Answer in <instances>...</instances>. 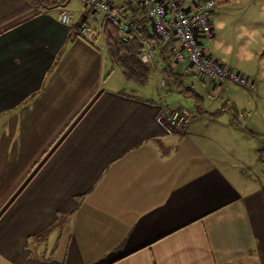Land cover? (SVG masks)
<instances>
[{"label":"crops","instance_id":"obj_1","mask_svg":"<svg viewBox=\"0 0 264 264\" xmlns=\"http://www.w3.org/2000/svg\"><path fill=\"white\" fill-rule=\"evenodd\" d=\"M71 2L0 0V264H264V186L246 180L252 162L239 165L240 153L230 161L244 135L258 161L264 135L242 126L240 118H250L244 106L201 111L191 99L189 120L168 131L158 123L161 110L185 108L180 94L202 97L185 77L212 100L228 86L178 68L159 49L163 91L155 82L156 94L152 86L128 92L104 32V45L79 34L84 24L100 28L102 17ZM62 6L73 9L67 24L58 19ZM246 18L259 49L235 55L252 63L263 51L264 61V0L250 1ZM215 49L207 50L248 74ZM247 96L258 106L255 92L238 102Z\"/></svg>","mask_w":264,"mask_h":264},{"label":"built area","instance_id":"obj_2","mask_svg":"<svg viewBox=\"0 0 264 264\" xmlns=\"http://www.w3.org/2000/svg\"><path fill=\"white\" fill-rule=\"evenodd\" d=\"M89 7L92 19L101 16L100 28L84 24L79 34L92 44L104 45L102 34L104 24L114 25L122 40L128 41L137 36L142 45L140 60L153 66L154 44L138 34L141 23L158 40L159 47L171 52L177 65H186L209 83L223 85L229 82H244L238 71L230 70L216 60L206 48V42L214 36L213 14L218 0H126L124 5L136 6L143 16H129L124 8L113 5L111 0H82ZM73 14L65 7L58 9V19L67 24ZM147 22V24H146ZM163 85V81H162ZM190 113L181 107L163 108L157 120L168 131L181 128Z\"/></svg>","mask_w":264,"mask_h":264},{"label":"rangeland","instance_id":"obj_3","mask_svg":"<svg viewBox=\"0 0 264 264\" xmlns=\"http://www.w3.org/2000/svg\"><path fill=\"white\" fill-rule=\"evenodd\" d=\"M76 0H72V2L69 4L68 7H78ZM123 0H114L116 4L122 3ZM223 1V0H218ZM252 0H228L225 3L222 4V6L219 8V14L213 18V27H214V36L209 44H207V49H210V45H214L216 47L215 51L223 56H225L228 60H231L235 64H242L246 67H248L250 70L248 71V74L243 71H238L228 64L224 63L227 68L230 70L238 71V73L242 78H244V82L238 83L235 82H229L225 83L222 86H228L229 91L223 92L222 96L212 100L208 98L207 94L205 93L202 85H200L196 78L193 76H188L184 78L185 83H193L194 85V92L196 95L200 94L202 97L196 96L198 98V102H196L193 98L194 96L192 94H188L185 96L184 94H180V97H176L177 103L180 105H185L188 109V111L182 107L183 110H186L187 112H191L192 108V100L196 104L195 109H199L201 111L205 110H212V107H223L226 110H230L232 106V102L236 105V108L243 107L245 110L244 115H248L246 118L250 116L249 119H242L241 117L242 111L239 110V115H237V118H240L239 121L242 122V126L250 125L251 129L256 130L264 135V119L261 121L260 117H264V61H260V58H262V52L260 53V56L258 58V61L253 58L252 63L248 62L246 60L247 58L240 57L239 54L235 55V52L237 50L247 51V52H255L259 49L260 40L256 42L255 40L251 39L249 36V30L252 28V23L247 21L246 15H247V8L249 7V2ZM219 5V3H218ZM218 8V7H217ZM69 9V8H68ZM70 8L69 10H71ZM73 10V9H72ZM262 30L264 34V18H262ZM258 23V22H257ZM106 24V23H105ZM256 24H253V28ZM215 41V43H214ZM209 45V46H208ZM155 48V56L153 57V66H148L150 71V77L149 82L144 86H136L133 82H129V85H125L123 83V88H125L128 92H134V89L138 92L151 91V86L154 89V93L156 94L155 89V82L157 83L158 89L160 91H163V85H162V79H164L165 75H162V70H159L157 68V50L164 49V47H154ZM218 53V54H219ZM159 56V55H158ZM217 60V59H216ZM219 61V60H218ZM221 62V61H220ZM223 63V62H222ZM156 66V68H155ZM178 68L182 67L180 65H175ZM186 69H189L187 66ZM183 68V67H182ZM156 69V70H155ZM121 76V72L117 69L116 71ZM191 72H194L197 74L194 70ZM164 73V72H163ZM156 74V76L154 75ZM166 84V80H165ZM133 86V87H131ZM134 88V89H133ZM157 89V90H158ZM246 89V90H245ZM252 89V90H251ZM247 90H251L250 92H255L256 96L254 97V100L258 101V106L256 103L252 104L251 100H247L248 96L246 97V101L244 103L238 102L237 97L243 96L246 94H249ZM232 91L237 93L238 96L234 95L232 96ZM202 92V93H201ZM227 94L229 96H232L230 101H227L226 96ZM213 95L215 97L221 95L218 92H213ZM205 98H204V97ZM192 99V100H191ZM256 104V112H253V117L251 118V110L250 108H254ZM227 105V106H226ZM231 105V106H230ZM180 107V106H179ZM228 107V108H227ZM223 109V108H219ZM236 113V112H235ZM192 114L190 113L188 115V118ZM220 120H226V116H222ZM239 130L238 132H240ZM244 134V133H243ZM247 144H246V142ZM234 150L232 155L230 156V161L235 159L236 157H239L238 153H240L241 158L239 160V165L241 163H251L252 165H248L247 168L243 170V174L249 182H253L254 185L264 186V137L263 139H260L258 141V150L256 152L258 153V156L255 155L258 158V161H255V158H252L251 149H250V143L248 141V138L246 135H244L243 140L242 137L239 136V140L234 142ZM247 163V164H248Z\"/></svg>","mask_w":264,"mask_h":264},{"label":"trees","instance_id":"obj_4","mask_svg":"<svg viewBox=\"0 0 264 264\" xmlns=\"http://www.w3.org/2000/svg\"><path fill=\"white\" fill-rule=\"evenodd\" d=\"M142 23L138 28V34L149 39L154 44V47H159L158 40L150 33L147 26ZM103 32L105 36L106 54L112 64L120 70L127 80L133 82L136 86L146 85L150 77L151 69L140 60L143 48L138 37L133 36L128 41L122 40L117 28L110 22L105 24ZM170 75L174 76L176 74L172 73Z\"/></svg>","mask_w":264,"mask_h":264}]
</instances>
